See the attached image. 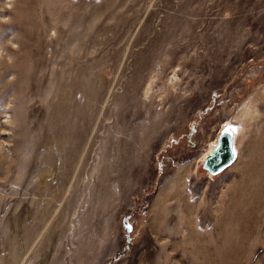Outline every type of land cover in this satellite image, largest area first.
<instances>
[{"label":"rangeland","instance_id":"1","mask_svg":"<svg viewBox=\"0 0 264 264\" xmlns=\"http://www.w3.org/2000/svg\"><path fill=\"white\" fill-rule=\"evenodd\" d=\"M0 264H264V0H0Z\"/></svg>","mask_w":264,"mask_h":264},{"label":"water","instance_id":"2","mask_svg":"<svg viewBox=\"0 0 264 264\" xmlns=\"http://www.w3.org/2000/svg\"><path fill=\"white\" fill-rule=\"evenodd\" d=\"M234 158L233 133L224 129L220 132L215 147L206 155L203 167L210 174H215L229 165Z\"/></svg>","mask_w":264,"mask_h":264},{"label":"bare ground","instance_id":"3","mask_svg":"<svg viewBox=\"0 0 264 264\" xmlns=\"http://www.w3.org/2000/svg\"><path fill=\"white\" fill-rule=\"evenodd\" d=\"M232 133H233V138H234V136L236 135V131H232ZM211 150H212V149H211ZM211 150H210V151H211ZM210 151H209V152H210ZM209 152H208V153H209ZM208 153H207V154H208ZM207 154H206V155H207ZM206 155H204V157H203V161H204Z\"/></svg>","mask_w":264,"mask_h":264}]
</instances>
